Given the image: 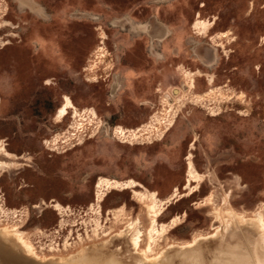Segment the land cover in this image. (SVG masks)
<instances>
[{
  "label": "rangeland",
  "instance_id": "obj_1",
  "mask_svg": "<svg viewBox=\"0 0 264 264\" xmlns=\"http://www.w3.org/2000/svg\"><path fill=\"white\" fill-rule=\"evenodd\" d=\"M177 15L244 26L242 93L155 71ZM263 41L264 0H0V264H264Z\"/></svg>",
  "mask_w": 264,
  "mask_h": 264
},
{
  "label": "crops",
  "instance_id": "obj_2",
  "mask_svg": "<svg viewBox=\"0 0 264 264\" xmlns=\"http://www.w3.org/2000/svg\"><path fill=\"white\" fill-rule=\"evenodd\" d=\"M176 18H178L179 21L177 25H165V28H161L156 32L152 30V32L154 33V36H160L165 41V44L161 49V57L163 58L170 55L179 58V61L173 60V62L169 64V67L166 64L152 66L153 68H156L155 71L161 76H166L168 74L174 76L177 73L176 71L180 69L185 70L184 68L187 67L188 72L193 75L192 77L193 81H195V86L198 87V91H200L198 92L195 88V91L198 92L195 93V95L201 96L208 94V92L202 91V84L204 85V88L207 89L213 87V89L229 90L231 94L228 98H231L237 92L242 93V91H237L234 88L232 82L236 79H244L247 77V66L245 67L242 65L240 67L237 64H230L223 70L224 73L221 78L217 63L219 61L220 53L223 51L224 53H227V51L232 50L230 55L228 53L227 59L235 53H239L240 55L242 50H240L237 45L246 46L248 43V37L243 32L244 26H242V31H235L234 26L232 25L224 27L223 29H215L213 28V24H215L214 22L212 25L208 26L204 33L198 34L193 32V30L185 24V18L182 15H177ZM208 21L210 22L211 20ZM228 31H231V34L236 36L235 41H232L231 37H219L220 32ZM203 37H205L207 41L203 40ZM196 72L199 73V75H197L198 77H196ZM130 73H135V71L131 70ZM164 83L165 82H160V85ZM224 87L226 88L224 89Z\"/></svg>",
  "mask_w": 264,
  "mask_h": 264
},
{
  "label": "bare ground",
  "instance_id": "obj_3",
  "mask_svg": "<svg viewBox=\"0 0 264 264\" xmlns=\"http://www.w3.org/2000/svg\"><path fill=\"white\" fill-rule=\"evenodd\" d=\"M199 23V24H198ZM213 23H212V21H210V22H200L199 20H196L195 22H194V24H193V26H192V28L194 29L195 28V31H196V33H198V34H202V33H204V31L208 28V26H210V25H212ZM102 37V36H101ZM188 75H192V73H190V72H188ZM193 76V75H192ZM187 77H189V76H187V72H186V78ZM192 79H191V77H190V79H189V81H187V83H188V86L189 87H191L192 86ZM210 82V81H209ZM208 82V83H209ZM187 86V87H188ZM185 87V86H184ZM64 101L66 102V105L67 106H71V103L69 102V100L67 99V98H65V96H64ZM67 108V107H66ZM91 113L94 115V112L93 111H91ZM58 118V117H57ZM156 118V117H155ZM61 120V119H60ZM153 120V119H152ZM169 120V119H168ZM168 120H167V122H168ZM170 126V125H169ZM143 128V127H142ZM154 129V128H153ZM120 130V129H119ZM119 130H117V132L119 131ZM140 130V128L138 127V128H136V129H130V131H139ZM125 131H127V130H125ZM119 132H121V130L119 131ZM126 133V132H125ZM128 134V133H127ZM122 136V135H121ZM134 139V138H133ZM0 150H2V149H0ZM7 154V153H6ZM196 174V173H195ZM189 179V178H188ZM104 183H106V182H104ZM107 186H106V189L104 190L103 189V192L100 194V195H98L96 198H97V202L98 201H100V199H101V197L104 195V193H105V191L108 189V188H113V187H115V185L117 184L116 183V181H109V180H107ZM134 184V183H133ZM102 186H104V185H102ZM137 186V185H136ZM186 186V185H185ZM121 188V187H120ZM194 191V190H193ZM100 192V191H99ZM98 193V192H97ZM134 193H136V192H134ZM174 194H176V193H174ZM152 195V194H151ZM149 197H150V195H149ZM150 199H151V197H150ZM152 200V199H151ZM155 201V200H154ZM153 202V201H152ZM153 204V203H152ZM152 206H154V205H152ZM58 207V206H57ZM153 223H154V221H153ZM155 224V223H154ZM150 230L151 231H153L154 233H155V231H157L156 229H155V227H154V225L150 228ZM149 230V231H150ZM7 231V230H6ZM148 231V232H149ZM10 232V231H9ZM7 233V232H6ZM11 234V233H10ZM9 234V235H10ZM16 234V233H15ZM148 234H150V233H148ZM11 235H13V234H11ZM10 237V236H9ZM152 237H150V239H151ZM16 240H18V238L16 239ZM20 241V240H19ZM26 248H28L29 249V246L28 245H26V244H23ZM24 247V248H25ZM149 249V248H148ZM148 249H147V251H148ZM28 251H30V250H28ZM31 253V252H30ZM10 259V258H9Z\"/></svg>",
  "mask_w": 264,
  "mask_h": 264
},
{
  "label": "flooded vegetation",
  "instance_id": "obj_4",
  "mask_svg": "<svg viewBox=\"0 0 264 264\" xmlns=\"http://www.w3.org/2000/svg\"><path fill=\"white\" fill-rule=\"evenodd\" d=\"M211 21H212V23H214L215 22V17H214V19H213V17H212V19H210ZM193 30V32H195L196 33V31L194 30V29H192ZM223 33H226V32H223ZM232 32L231 31H228L224 36H220L219 35V37H222V38H230L231 37V40L232 41H235L236 40V36L234 35V34H231ZM160 39V42L161 41H163V38H161V37H159ZM264 42V41H263ZM147 52L149 53V55H150V57L153 59V58H155V59H162V57H161V55L159 56H157L156 54L158 53V52H150V50L149 49H147ZM224 52V51H223ZM223 52H221L222 53V55L224 54ZM230 52H232V50H229V51H227V53H229V55H230ZM228 58V54L226 55V59ZM184 76V75H183Z\"/></svg>",
  "mask_w": 264,
  "mask_h": 264
}]
</instances>
